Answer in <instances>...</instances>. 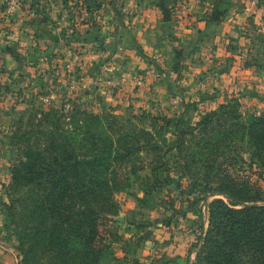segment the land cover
I'll list each match as a JSON object with an SVG mask.
<instances>
[{"label":"rangeland","instance_id":"374dc122","mask_svg":"<svg viewBox=\"0 0 264 264\" xmlns=\"http://www.w3.org/2000/svg\"><path fill=\"white\" fill-rule=\"evenodd\" d=\"M22 1L26 11L29 12L31 9L29 6L33 7L34 3L30 4L27 0ZM261 1L250 0L248 11L245 16H242L244 25H239L242 41L240 40L237 44L239 47L236 50V57L231 58L235 60L230 65L231 82L225 83L224 87L215 83L211 86L208 83V76H203L204 67L200 68L202 75L199 78H196L197 73L194 76L192 73L187 75L185 63H189L190 60L200 59L202 63L212 64L209 60L211 58L209 50H202L200 46L208 45L204 39L188 47L178 46L179 48L175 50V59L180 65L178 69L180 73L176 72L177 77L173 84L176 85L181 95L173 93L171 86L167 85L169 97L160 100L156 98L150 101L149 107L146 103L137 104V102L135 103L137 107L133 108V103L129 99L127 102L131 104H123L127 97L106 95L111 91L109 79L102 82L104 84L101 86V98L99 99H90L77 94L78 86L69 82L77 79L76 56L77 53L84 51L80 47L73 46L78 38L76 33H63L60 36L58 33L56 42L54 41L50 46L37 49L18 48L12 40L11 30L14 18L19 20L21 16L18 14L17 17L9 11V1L0 0V263L4 259L5 264H51L52 262L59 264L58 260L55 262L50 258L44 259L40 254L31 255L26 262V256L20 250L21 228L30 226L28 237L35 234V226L32 225L34 218L29 216V207L23 204L22 200L14 202L15 199L24 197L25 189L22 186L14 187L12 179L13 169L25 160L26 150L32 144L37 145L36 147L40 150L49 145L47 144L49 142L47 132L55 131L56 121L60 114L67 116L63 121L65 123H73V119H69L70 116L83 119V115L80 114L82 112L93 115H112L117 117L118 126L123 125L122 128L119 127L123 131L133 129L141 138H143V132H152L155 141L163 147L164 152L169 146L178 143L176 131L172 126L164 125L166 123L164 118L168 119L176 115L183 120L182 128L187 124L194 128L195 124L201 122L209 112L230 103L238 105L239 114L244 122H247L251 116L264 111V107L261 106L264 101V87H260V83L255 79L260 76L264 79V67L258 65L259 58H263L264 63V43L253 44L251 36V30L253 29L254 32V28L264 21V16H262L260 23L257 25L254 23L256 7L259 8ZM162 3L165 7H169V9L166 7L169 12V21H166ZM188 4L187 0H145L142 2L140 0H62V2L57 0L55 14L59 16V20L66 22L61 30L67 29L68 26L70 30L78 20H81L85 26H89L90 29L81 28L84 30V34H81L83 38L95 37L104 41L113 32L120 35L129 28L134 29L144 25V28L152 29L157 34L154 46L163 44V42H168L172 46L178 42H185L184 33L191 32L190 28L193 27L192 23L195 20L189 13ZM65 6H68V11L64 14L66 20L63 19L64 15L61 11ZM157 9L162 10L163 13L156 14ZM80 10L84 11L83 16L77 14ZM18 12L24 13L25 11L18 10ZM171 14H173V19ZM259 29L255 32L256 34ZM88 31L89 33L86 34L85 32ZM166 36L171 40L166 39ZM231 41H234L235 46V40ZM24 42H29L27 36ZM197 45H199V54ZM90 48H87L88 52L95 50L97 45L94 49ZM156 55L162 61V55L158 53ZM249 66L257 68L252 70L248 68ZM205 67L208 75V64ZM216 67L222 68L219 65ZM185 75L189 76V80ZM190 77L196 80H191ZM239 78L246 82L245 88L242 87L240 81L237 82ZM254 80L256 83L253 82ZM134 82L135 79L131 77L124 84L134 86L136 84ZM56 110L59 114L46 116ZM39 130L44 131V138L41 140H38L40 136L36 135ZM199 130L197 129L194 135H203L201 131L198 132ZM31 131L35 134L28 136L30 141L20 142L18 137ZM191 138L192 135L185 137L187 140ZM235 151L243 162L240 165V174L246 178L250 177L258 187L264 188V158L261 159L254 155L255 150L247 142L237 144ZM163 152L155 154L163 156L156 163H154L152 152H143L122 165L121 170L126 173L133 169V166L144 167L141 175L143 182L146 185L153 183L158 188L152 195L153 197L143 198L146 199L144 204L151 208L150 211L143 209V216H140L139 203L135 199L136 195L143 197V193L138 192V186L135 184L132 190L127 188L125 191L124 188L119 191L116 201L120 211L116 219L121 223L115 226L113 222L108 226L109 228L116 227V231L109 233L107 240L108 244L109 242L112 244L114 256L108 263L102 259L100 264H134L136 262L146 264L148 260L150 262L165 260L163 262H166L174 261L179 257L180 264L198 262V255L209 229V205L216 199H223L228 204L229 200L222 195L208 196L201 192V189L192 184L191 179L185 177L186 174L182 170L184 161L176 159L177 156L181 159L182 155L178 153L176 155V152L172 151L167 153L166 157ZM185 154L186 152H183V156ZM150 164L158 168L159 183H156L154 177H151L149 181L150 173L146 167ZM163 164L165 165L161 167ZM167 179H170L169 185H166L165 180ZM201 180L200 182H204L203 179ZM133 208L136 209L134 211H139L137 218L134 215L128 216V211ZM126 218L127 222H125ZM132 234L139 239V242L126 239Z\"/></svg>","mask_w":264,"mask_h":264},{"label":"trees","instance_id":"16d2710c","mask_svg":"<svg viewBox=\"0 0 264 264\" xmlns=\"http://www.w3.org/2000/svg\"><path fill=\"white\" fill-rule=\"evenodd\" d=\"M88 41L98 45L100 42L96 38ZM179 66L174 70L180 73ZM172 87L176 92V85ZM55 114L59 111L46 116ZM80 114L83 119L70 116L73 123L63 122L67 116L60 114L55 131L47 132L49 142H45L49 145L40 150L32 144L25 160L13 169L12 185L25 189L24 197L14 202L22 200L29 207L36 230L28 237L30 226L21 228L20 250L26 262L31 255L40 254L59 264H100L102 259L108 263L114 252L107 240L109 233L116 231V227L108 226L121 223L116 219L120 211L116 201L119 191L132 190L136 184L138 192L143 193V197H135L140 216L145 208L151 210L143 198L153 197L158 187L143 182L145 168L133 166L126 173L121 167L143 152H152L154 163L162 159L163 156L155 155L163 152V147L152 132H143L141 138L133 129H119L123 125L118 126L117 117L112 115ZM163 120L166 127L174 128L178 138V143L169 146L163 155L167 157L172 151L181 154L182 158L176 159L184 161L182 170L193 185L208 196L217 194L229 200V204L223 199L210 203L209 229L196 264H264V188L240 174L243 162L235 151L237 144L247 142L255 150L254 155L264 158V111L244 122L238 105L230 103L209 112L194 128L188 124L182 128L183 120L176 115ZM197 129L203 135H194ZM43 133L36 132L38 140L44 138ZM32 134L35 133L25 132L18 139L30 141L28 136ZM188 135H192L189 140L185 139ZM146 170L149 181L154 177L159 183L158 168L150 164ZM169 180H165L166 185ZM179 260L180 257L151 264H180Z\"/></svg>","mask_w":264,"mask_h":264},{"label":"crops","instance_id":"0c3cea01","mask_svg":"<svg viewBox=\"0 0 264 264\" xmlns=\"http://www.w3.org/2000/svg\"><path fill=\"white\" fill-rule=\"evenodd\" d=\"M27 1H29L30 4L34 3L33 7L29 6L31 8L29 12L26 11L24 5L23 7L25 8L22 9V11H25L24 13H14L17 17L18 14L21 16V19L19 20H15L14 18L15 21L13 20L12 23L11 33L15 45L21 49L23 47L37 49L47 45L50 46L54 41L56 42L58 33L59 36L63 33H76L79 39L77 38L76 43H74L73 46H76L77 48L80 47V49L84 51L77 53L76 56L77 60L75 62L77 68L75 69L77 79L69 82L78 86L77 94L90 99H99V97L101 98V86L104 84L102 82L105 79H109L111 91L107 92L106 95L113 94L112 96L118 97L119 95L122 96V98L127 97V100L124 101L123 104H131L127 102L130 100L133 103V108L137 107L135 105L137 102V104L142 102L146 103L149 107L151 104L150 101L155 100L156 98L160 100L169 97V87L171 86L170 88L173 90L172 84L177 77V73L174 70L176 69L175 66L178 64L175 59V50L179 47H188L192 43H200L201 40L204 39L208 42V45L200 46L202 47V50H209L211 54L209 60H211L210 62H212V64L210 65L208 62L202 63L200 59L197 61L190 60L189 63H185L187 67L186 73L188 72L187 75L192 73V76H194L195 73H197L198 75L196 78H199L202 75L201 69L204 67L203 76H208V83H210L211 86L215 83L224 87L223 85L225 83L231 82L232 77H230V75L232 69L230 65L235 62V60L231 58L236 57V50H238L239 47L237 44L240 43L239 41L241 40L239 25H244V18H242V16H245V13L250 6V0H187L189 2V13L195 21L192 23L193 27L190 28L191 32H186L183 35V39L186 40L185 42H178V44L175 43V45L172 46L168 42H163V44H157L154 46L156 44L157 34L152 29L147 30L143 25L142 27L138 26V28L136 27L134 29L129 28L120 35L114 34L113 32L104 41L96 38L97 41H100L98 45L88 41V39L91 40L93 38L82 37L84 34L83 29H90V27L85 26L81 20H78L75 26L71 27L70 30L69 26L67 29L61 30L63 27L62 25H65L66 22L59 20V16L55 14L57 0ZM60 1L62 2V0ZM142 1L145 0H140V2ZM261 2L259 8L256 7V16L254 17L256 20L254 22L255 25L260 23L259 21L262 20L261 17L264 16V0ZM67 7L68 6H65L66 9L63 8L61 10L63 15L68 11ZM166 7L169 9L168 6ZM159 12L163 13L162 10L159 11L157 9L156 14H159ZM23 14L24 16H22ZM77 14L83 16L84 11H77ZM171 17L173 19V14H171ZM63 19L66 20L65 15ZM16 22L18 23L16 24ZM78 22L80 24H78ZM250 22H252V20ZM59 26L60 28H58ZM257 29H259V35L255 33L257 32ZM251 32L253 44H258L257 42L264 43V21L254 28V32L253 29ZM85 33L88 34L89 31ZM26 36L29 39V42H24ZM167 38L169 37L166 36V39ZM231 40H235V46L234 41ZM95 45H97L95 50L87 51V48L91 49L90 47L94 49ZM198 46L199 45L196 47L198 48ZM197 51L199 54V48ZM156 53L162 55V61L158 59ZM259 59L260 62L258 65L264 67L263 58ZM204 64H208V75ZM217 65L222 68L219 69L216 67ZM65 66H67V64ZM248 68L253 70L257 67L249 66ZM131 77L135 79L136 84H134L135 82L133 83L134 86L128 83L124 84V82ZM196 78L193 77L191 80H196ZM255 79L260 83V87H264V79L261 76ZM187 80H189V76H187ZM239 81L242 87L245 88L244 85L246 82H243L240 78L237 82L239 83ZM253 82L256 83L255 80ZM167 85L169 87H167ZM239 86L240 85H238V87ZM107 88H109V86ZM172 92H177L179 93L178 95H181V92H178L177 87L176 92H174V90ZM103 93L105 94V92ZM101 100L103 101V98ZM261 106L264 107V101H262ZM134 210L136 209L133 208L128 211V216L132 215L133 212L136 213L138 211ZM125 222H127V219H125ZM129 237L130 238L126 239H131L133 241L139 240L134 234ZM146 252L148 253V251ZM5 263L6 262L3 259L0 264ZM146 264H151V262L148 260Z\"/></svg>","mask_w":264,"mask_h":264},{"label":"built area","instance_id":"2783aa9c","mask_svg":"<svg viewBox=\"0 0 264 264\" xmlns=\"http://www.w3.org/2000/svg\"><path fill=\"white\" fill-rule=\"evenodd\" d=\"M6 1H9V11L10 12H13L16 13L18 12V10H22L23 6H24V2L21 0H6Z\"/></svg>","mask_w":264,"mask_h":264},{"label":"water","instance_id":"95a60500","mask_svg":"<svg viewBox=\"0 0 264 264\" xmlns=\"http://www.w3.org/2000/svg\"><path fill=\"white\" fill-rule=\"evenodd\" d=\"M162 10L164 11V14L166 16V21H169V12L167 10V8L164 6V4L162 3Z\"/></svg>","mask_w":264,"mask_h":264}]
</instances>
